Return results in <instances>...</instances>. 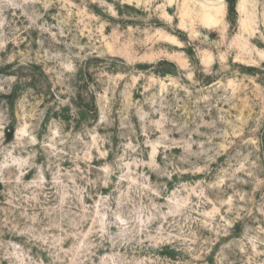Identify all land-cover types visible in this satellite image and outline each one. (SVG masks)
Masks as SVG:
<instances>
[{
	"label": "rangeland",
	"instance_id": "1",
	"mask_svg": "<svg viewBox=\"0 0 264 264\" xmlns=\"http://www.w3.org/2000/svg\"><path fill=\"white\" fill-rule=\"evenodd\" d=\"M0 264H264V0H0Z\"/></svg>",
	"mask_w": 264,
	"mask_h": 264
},
{
	"label": "clouds",
	"instance_id": "2",
	"mask_svg": "<svg viewBox=\"0 0 264 264\" xmlns=\"http://www.w3.org/2000/svg\"><path fill=\"white\" fill-rule=\"evenodd\" d=\"M10 6H15V5H10ZM108 214L111 217L109 221V226L111 224H115L119 231L116 232L115 234H108L106 233L105 228L102 226L98 229L101 238L108 239L113 244V246H116L118 244L126 245L132 239L135 238L134 232L136 228V218L134 215L129 214V216L125 217L124 219H121V213L119 211V207L115 212L109 209ZM97 222L100 223L101 225L104 224L103 220Z\"/></svg>",
	"mask_w": 264,
	"mask_h": 264
}]
</instances>
